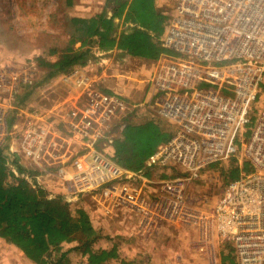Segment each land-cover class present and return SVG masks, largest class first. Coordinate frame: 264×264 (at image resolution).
I'll return each mask as SVG.
<instances>
[{"label":"built area","instance_id":"2783aa9c","mask_svg":"<svg viewBox=\"0 0 264 264\" xmlns=\"http://www.w3.org/2000/svg\"><path fill=\"white\" fill-rule=\"evenodd\" d=\"M173 10L157 38L168 51L154 60L144 99L169 121L172 133L143 168H125L91 145L70 161L32 175L19 173L12 157L7 164L33 185H41L38 177L53 180L55 190L49 192L69 200L96 191L104 202L142 211L150 222L198 224L232 244L237 264H264V105L258 106L264 83V0H176ZM77 83L90 101L77 107L79 117L61 120L73 134L108 137L111 106L122 104L123 97L92 88L86 76ZM7 108L18 109L0 101V135L7 129ZM18 111L22 119L12 137L20 141L22 153L38 161L54 147L48 127L40 126L52 114L38 107ZM8 151L18 153L12 145ZM231 156L248 160L251 169L225 183L209 220L187 203L186 191L205 167Z\"/></svg>","mask_w":264,"mask_h":264},{"label":"trees","instance_id":"16d2710c","mask_svg":"<svg viewBox=\"0 0 264 264\" xmlns=\"http://www.w3.org/2000/svg\"><path fill=\"white\" fill-rule=\"evenodd\" d=\"M64 3L69 6L73 0H64ZM105 4L111 8L109 17L105 11L92 16H69L62 45H48V54H56L54 59L40 54L34 56L37 66L45 70V78L84 65L93 56L91 47L95 45L104 53L115 49L152 61L168 51L157 40L167 15L154 8L153 0H105ZM146 110L151 113L149 117L134 121L130 117L137 113L133 114L132 110L111 126L115 134L106 153L130 170L143 168L159 144L172 133L169 121L151 108L146 107ZM16 155V152L9 154L5 141L0 143V236L35 264H76L69 258L74 250L80 256L76 260L78 264H104L118 258L117 244L102 245V235L85 208L62 193L51 194L42 185H33L8 166L7 160L12 157L19 173L34 174L32 169L19 163ZM227 165L222 169L225 183L251 169L248 160L240 161L237 156L229 157ZM147 174L150 175V171ZM66 244L69 246L65 248ZM121 264L130 262L121 259Z\"/></svg>","mask_w":264,"mask_h":264},{"label":"rangeland","instance_id":"374dc122","mask_svg":"<svg viewBox=\"0 0 264 264\" xmlns=\"http://www.w3.org/2000/svg\"><path fill=\"white\" fill-rule=\"evenodd\" d=\"M10 1L11 0H0V101L6 106L10 105L9 103L14 104L17 102L16 104L23 105V107H38L43 111L54 108L55 115L61 119H63V117L68 119L69 116L79 117L77 107H81L86 104V102L90 101L85 89H83L76 80V83H72L73 91L71 92L74 93L78 88L77 91L79 95H77L78 98L75 99L74 105L69 107L67 101L62 104L59 103L65 93L61 82L57 80L53 83V81H49V78H45V70L38 67L33 58L35 55L40 54L48 59H54L56 54H48V45H62L61 43L66 36L65 29L69 16L79 15L81 13L84 14L88 9V5L93 6L103 0H76L77 3L75 6H73V4L66 6L64 0H15L17 6L14 10L9 9ZM165 1L170 6V9L176 2V0ZM86 5L87 7H85ZM171 11L172 10H170L169 13H171ZM88 60H90L89 66H100V72L104 71V76L109 79L114 78L118 81L115 91L123 97L124 101L122 104L111 106V111L113 113L110 120L111 126H113L123 114L130 113L132 110L134 112L133 114H135L142 112L140 111L141 109H146L147 104L144 102V99L148 96L150 91L149 78L153 70L154 61L141 60L115 49L109 50L102 55L93 53V56ZM95 71V69H89L86 73L92 75ZM22 78H28L27 81H30L29 78H31L32 83H19V79ZM90 86L97 90L107 89L104 84L96 85L92 83ZM262 91V97L259 100L260 102H258V106L261 108L264 105L262 104L264 102V90ZM25 92H28L26 97L23 95ZM68 93L70 92L68 91ZM22 95L24 96L23 99L21 98ZM50 113L52 114V111ZM130 118L137 121L133 117ZM91 124L94 125V122H91ZM65 128H68L69 132H71V129L67 125L63 126L62 130H59L58 137L54 140L56 142V148L54 150L56 156H53V160H60V156L64 155L66 157L65 161L68 162L75 156L81 154L88 145L94 146L98 151L106 153L109 147V138L115 134V132L112 131L107 137L105 135H96L95 133L81 135L78 132L76 134L71 132L72 135L63 130ZM226 166H228L227 160L205 167L198 177L191 180L186 191L187 203L192 208L201 212L203 216L209 215V220L214 205L225 185L226 179L223 177L222 169ZM99 193L100 192L96 191L81 193L73 200L75 202L74 204L80 205L88 211L93 220V224L96 226L95 228L102 235L100 240H103L102 244L104 246L111 245V242L122 243L119 239L112 236L113 229H111V227L113 228V225H111L108 220L111 219L108 216L111 214L112 209L117 206H112L107 202L103 204V200L100 198ZM136 211L140 216V221L139 216H136L134 221L137 224L132 227L133 229L129 232H134L136 228L140 229L141 226L140 224L138 225V222H145L146 220V216L142 211ZM165 222L172 223L173 221ZM130 225H133V223ZM125 228L126 227L122 226L120 223L119 233L126 234ZM200 229L202 230H200V237L206 240L205 230L202 228ZM206 232L209 236L210 247L213 250L212 239L214 236L217 238L216 233L209 231V229ZM184 233L186 235L183 236V240H185V242L187 241L185 244L188 245L189 240L192 239L194 235L189 231H185ZM129 234L133 236L132 233ZM136 234H140L139 230ZM129 238L132 241L133 238L130 236ZM166 241L169 245H172V248L169 250L171 259L167 260L165 263H157L156 261L146 262V260L141 257L140 251H137V255H133L129 252L130 249L123 253L122 258L131 262L130 264H196L195 262L181 263L180 260L183 256L179 261H175L174 254H181L182 252L180 246H178L175 237L170 233L167 234ZM0 243H4V249L7 251L6 254L12 255V253H16L19 255L22 254L23 256V253L18 247L1 236ZM68 246L69 244H66L65 248ZM118 248L120 252H122L119 246ZM224 249L226 248L224 247ZM219 252L217 246L216 253L219 255ZM79 257L78 251L74 250L69 253L70 260L76 264L79 263L76 262ZM104 264H121V260L119 258H113V260L109 259L108 262Z\"/></svg>","mask_w":264,"mask_h":264},{"label":"crops","instance_id":"0c3cea01","mask_svg":"<svg viewBox=\"0 0 264 264\" xmlns=\"http://www.w3.org/2000/svg\"><path fill=\"white\" fill-rule=\"evenodd\" d=\"M76 0H73V6L76 5ZM153 5L154 8L157 11H160L162 14L167 15L169 14L170 10L173 11L174 6L170 9V6L167 4L165 0H153ZM87 7V5L85 6ZM111 8L108 7L105 4V0L102 2L96 3L93 6L88 5V9L84 14H79L80 16H92L94 14L100 13L102 11H105L106 16L111 15ZM86 10V8H85ZM171 11V12H172ZM115 21H119L118 18H115ZM91 50L94 54L97 55H102L104 54L103 51L99 50L97 46L91 47ZM107 53V52H106ZM162 54V53H161ZM131 56V55H130ZM134 57V56H133ZM141 60L145 61H152V60H147L144 58L136 57ZM92 60V59H91ZM154 61V60H153ZM90 60H88L84 65L82 66H75L70 72L67 73H58L55 76L49 78V81H60L62 84V87L65 91L63 98L59 103L63 102H68V106L72 107L74 105V101L76 98H78V88L74 93L72 88V83H76V80L80 76H87L90 78V80L95 83L96 85L104 84L107 87V90L109 92H114L115 87L118 85V81H116L114 78H107L104 76V71L100 72V66H89ZM89 69H95V73L90 75L87 72ZM27 81L26 78L19 79V83H32L31 78ZM75 86V85H73ZM68 91L70 93H68ZM77 92V94H76ZM116 92V91H115ZM17 103V102H16ZM14 103V104H16ZM10 105H14L12 103H9ZM17 105L18 109L21 110H28L31 109L30 107L26 108L23 107V105ZM57 105V104H56ZM54 105V106H56ZM52 106V107H54ZM68 108V107H67ZM18 109H9L7 108V114H6V124H7V129L5 130L4 134L0 135V143L5 141L7 144V148L9 145H12L17 151H18V161L23 167L30 168L34 171V174L40 172L42 168H55L56 166L59 165L60 162H63L66 160V157L64 155H61L60 160H53V156H56V153L54 151V148H56V142L54 141L58 137V132L59 130H62L63 126H66V123H64L61 118L55 115L54 108H51L50 110L47 111H52V117H48L47 120L50 121L49 123L47 122H40V126L42 127H48V130L51 135V140L54 142V147L50 149L51 153L45 154L40 160L35 161L31 159L30 157L26 156L24 153H22V149L20 146V141L19 140H14L12 137V128L14 124L17 121H20L22 119V112L18 111ZM137 114H135L133 117L135 120H142L146 117H149L151 113L149 114L148 111L144 108L141 109ZM49 112V113H50ZM51 114V113H50ZM63 117V116H62ZM69 119V117H68ZM61 128V129H60ZM69 132L68 128L63 129ZM72 132V131H71ZM69 132L70 134H72ZM73 135V134H72ZM39 183L46 188L47 190H55L54 186L55 183L53 180L50 179H44L41 177L37 178ZM102 203V202H101ZM104 204V201H103ZM136 214V215H135ZM135 215V216H134ZM138 217L139 215L137 214V211L134 210L131 207H128L126 205L123 206H117L114 209H112L111 214H109L108 219L113 225V228L111 227L112 230V236L116 237L119 239L122 243H116L117 246H119L122 249V252H120V249L118 248L119 251V259H124L122 258L123 253H125L127 250L131 252L133 255H137V251H140L141 257L146 260V262H153L156 261L157 263L160 262H167V260H170V248H172V245L168 244V240L166 241V236L168 233L173 235L175 237V240L177 241L178 246H180L181 249V254L176 253L175 255V261L180 260L181 263H189V262H195L196 264H237L236 259L234 256L233 252V246L229 241H223L219 239L218 235L216 234V237L212 239L213 242V250L211 249V244L209 243V236L208 233L205 230V238L206 240L202 239L200 237V226L198 224L194 223H185L182 221H174L172 223H167L165 222L166 220H152L151 222L146 218L145 222L141 221L140 223L138 222V225L140 224L141 230L139 228H136L134 232H129L132 230L134 226H136L137 223H135L134 218ZM131 218V219H130ZM92 219V218H91ZM132 222H131V221ZM137 221V220H136ZM139 221H140V216H139ZM93 222V220H92ZM126 227L125 232L126 234H120L119 230V225ZM133 223V225H130ZM94 225V224H93ZM94 227H96L94 225ZM139 230V233L141 234H136L137 231ZM189 231L191 234L194 235L192 239L189 240L188 245H186L185 240H183V236L186 235L184 232ZM202 231V230H201ZM129 233H132L133 236H131ZM115 234V235H114ZM132 239L130 240L129 236ZM140 235V236H139ZM189 238V235H188ZM123 244V245H122ZM103 245V244H102ZM218 246V253H216V249ZM4 243H0V264H31L34 263L31 261L27 256L23 254H16L12 253L6 254V250L4 249ZM177 247V246H175ZM224 247L226 249H224ZM131 255V254H130ZM219 256V257H218ZM113 260V259H112ZM131 261V260H130ZM106 261L105 263H107ZM131 263V262H130Z\"/></svg>","mask_w":264,"mask_h":264},{"label":"bare ground","instance_id":"6f19581e","mask_svg":"<svg viewBox=\"0 0 264 264\" xmlns=\"http://www.w3.org/2000/svg\"><path fill=\"white\" fill-rule=\"evenodd\" d=\"M9 2V1H8ZM16 3H15V0H11L10 3H9V9H12L14 10L16 8Z\"/></svg>","mask_w":264,"mask_h":264}]
</instances>
